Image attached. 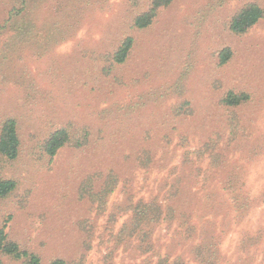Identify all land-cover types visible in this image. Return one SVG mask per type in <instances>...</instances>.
Wrapping results in <instances>:
<instances>
[{"label":"rangeland","instance_id":"obj_1","mask_svg":"<svg viewBox=\"0 0 264 264\" xmlns=\"http://www.w3.org/2000/svg\"><path fill=\"white\" fill-rule=\"evenodd\" d=\"M251 2L264 9L174 0L138 29L150 0H0V131L12 117L21 140L0 167L18 182L0 200L9 237L42 264H210L195 255L208 236L214 264H264V17L242 34L229 26ZM127 36L132 50L116 63ZM224 48L233 54L220 63ZM229 91L249 98L226 105ZM61 127L70 140L50 157ZM112 170L118 183L101 199ZM181 177L186 194L159 196L182 225L161 224L144 247L127 242L126 192L136 201ZM226 186L246 193L244 215ZM206 197L212 205L195 204ZM0 264L28 263L0 252Z\"/></svg>","mask_w":264,"mask_h":264},{"label":"trees","instance_id":"obj_2","mask_svg":"<svg viewBox=\"0 0 264 264\" xmlns=\"http://www.w3.org/2000/svg\"><path fill=\"white\" fill-rule=\"evenodd\" d=\"M173 1L174 0H150L147 10L136 16L134 26L138 29L147 28L153 22L159 9L169 6ZM263 17L264 9L258 3H248L244 5L236 15H234L229 24L230 30L237 34L245 33L256 25ZM133 44L134 38L132 36H127L113 53V60L116 63L125 62L132 50ZM232 54L233 53L230 48H224L221 50L219 53L220 63L228 62L232 57ZM248 98L249 96L245 92L236 93L234 91H229L223 98V102L226 103V105L235 106L247 101ZM70 136V130L66 127L54 130L47 138L45 145V151L47 154H49L50 157H53L69 142ZM20 144L21 140L16 119L12 117L5 119L1 125L0 131V167L4 161H11L17 158L20 152ZM127 163L128 162H125L123 165H127ZM113 170L112 172L106 174L107 179L103 181L107 187L102 191H95V195L97 197L103 199L107 196V193H110L116 187L115 185L118 183V176H116ZM185 176L187 177V174ZM184 181L186 180L181 177L173 180L172 182H160V184L156 187L155 192L149 194L147 197L141 196L136 201L132 198V191L129 190L126 192V199L124 201L125 205L123 204V207L131 214H129L130 219L129 221H126L120 234L125 237L127 242L130 243L132 238H134L136 240V244L144 247V244L150 242L151 233L161 224L167 223V227L172 226V221L177 219L178 223L182 225V219L177 218L175 214H173L172 199L164 200L161 196H159V191L162 190L163 187H167V193L173 198H175V194L179 190H182L181 194H186L188 189L184 188ZM17 187V180L2 176L0 172V200L6 199L17 189ZM225 188H227V191L232 198L231 203L235 211L238 213L237 217L248 212L250 205H248L246 193L241 191L239 188H234V186H232V188L226 186ZM207 198L208 197H206L205 201L202 200V202L201 199H199V201L195 204L201 205V203H203L205 205H212L213 201L208 202ZM127 203L130 204V206H127ZM204 234L205 229H203V234L200 235V237L202 236L204 238ZM210 237L211 236H208L206 240L201 242V247L197 249L198 251L195 255L199 256L201 261L214 264V261L219 260V257L218 252L215 249L216 244ZM248 244V240L244 241V245ZM148 246L146 245L145 248ZM149 247L151 248V246ZM0 252L14 259L23 260L28 264H42L41 256L37 252L29 250L18 241L9 237L5 225L0 227ZM111 253L113 254L114 252ZM49 264H68V262L62 257H56L50 260Z\"/></svg>","mask_w":264,"mask_h":264}]
</instances>
